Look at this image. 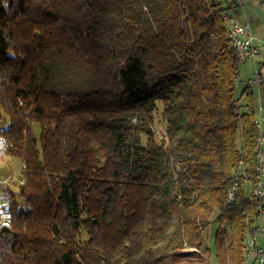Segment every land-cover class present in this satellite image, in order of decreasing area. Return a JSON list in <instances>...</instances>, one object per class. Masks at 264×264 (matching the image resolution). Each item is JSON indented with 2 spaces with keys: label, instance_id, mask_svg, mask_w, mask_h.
I'll return each instance as SVG.
<instances>
[{
  "label": "trees",
  "instance_id": "1",
  "mask_svg": "<svg viewBox=\"0 0 264 264\" xmlns=\"http://www.w3.org/2000/svg\"><path fill=\"white\" fill-rule=\"evenodd\" d=\"M236 4L0 0V137L23 179L0 181V264H244L258 125Z\"/></svg>",
  "mask_w": 264,
  "mask_h": 264
},
{
  "label": "crops",
  "instance_id": "2",
  "mask_svg": "<svg viewBox=\"0 0 264 264\" xmlns=\"http://www.w3.org/2000/svg\"><path fill=\"white\" fill-rule=\"evenodd\" d=\"M236 6L229 11V14L241 22H247L254 36L255 44L258 47V55L255 62L245 61L239 64L238 81L244 89L246 86L254 91V103L256 107V117L264 116V6L260 5L258 0H236ZM255 69H258L260 81L258 84H249L248 80L253 78ZM239 92V93H240ZM264 134V122L261 124ZM264 148V145H263ZM259 226L264 225V211L258 216ZM257 246H264V236L257 234ZM255 252L245 260L244 264H257L255 261Z\"/></svg>",
  "mask_w": 264,
  "mask_h": 264
},
{
  "label": "built area",
  "instance_id": "3",
  "mask_svg": "<svg viewBox=\"0 0 264 264\" xmlns=\"http://www.w3.org/2000/svg\"><path fill=\"white\" fill-rule=\"evenodd\" d=\"M259 4L264 6V0H258ZM225 22L230 27L231 38H233L236 43V49L240 53V62L252 61L255 62L258 55V47L255 44L254 36L250 30L249 24L247 22H241L240 20L230 16L229 14L224 15ZM260 81V74L258 69H255V74L253 78L248 80L250 84H258ZM264 122V116L260 115V125ZM262 130V129H261ZM263 145H264V134ZM261 145L260 159L262 167V185H261V199H259L261 214L264 211V148ZM231 193H234L233 181L230 184ZM262 234L264 236V225L260 226V231H254L251 235L247 244V259L251 256L252 252H255V261L257 264H264V246H256L257 234Z\"/></svg>",
  "mask_w": 264,
  "mask_h": 264
},
{
  "label": "rangeland",
  "instance_id": "4",
  "mask_svg": "<svg viewBox=\"0 0 264 264\" xmlns=\"http://www.w3.org/2000/svg\"><path fill=\"white\" fill-rule=\"evenodd\" d=\"M156 1L160 2V0H156ZM154 4H155V2L150 4V6H154ZM240 86L241 85L239 84L238 79H236V82H235L236 96L240 92V89L242 87V86L241 87ZM161 109H162L161 103L159 101H157V109L154 113V123L152 125L153 132L157 136L164 134V123L161 119ZM131 120H132L131 121L132 123L136 122L134 118ZM7 125H8V122H7L6 117H5V119H3V118L0 119V130L6 128ZM32 126L36 132L39 130L37 123H33ZM137 136L141 142H144L146 135L143 132L138 133ZM20 175H21V159H20V157L17 155H13V154H9V153L5 152L3 149L2 140L0 137V181L7 183L11 188L16 190L17 186L21 183L22 178ZM6 200H7V197H5L3 195L0 196V204L1 205H5ZM208 229H207L206 235H205L206 236L205 240H207V241L210 240L211 233L215 230L214 224L211 223L208 226Z\"/></svg>",
  "mask_w": 264,
  "mask_h": 264
},
{
  "label": "bare ground",
  "instance_id": "5",
  "mask_svg": "<svg viewBox=\"0 0 264 264\" xmlns=\"http://www.w3.org/2000/svg\"><path fill=\"white\" fill-rule=\"evenodd\" d=\"M224 27L227 31V36L229 37L230 44L233 47V50L236 54V57L240 61V53L236 49V43L234 42L233 38H231L230 27L228 26V24H226L225 18H224ZM255 122L258 125V135L256 138V153H255V156H256L255 171L257 174V180H256L254 187H253V193L258 199H261L262 167H261L260 151H261V145H263V136H262L261 127H259L260 115H259V117H256ZM159 136L161 138L162 134ZM22 180L23 179H21V182H22ZM233 185H234V191H235V189H236V176H234V178H233ZM226 193H227L226 199H227V201H229L233 197V194H234V193H231L230 185L228 186ZM258 214H259V216L261 215L260 203L258 206ZM255 231H260V226H258L255 229ZM246 252H247V245H246L245 250H244L245 258L247 259Z\"/></svg>",
  "mask_w": 264,
  "mask_h": 264
}]
</instances>
